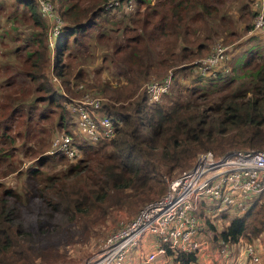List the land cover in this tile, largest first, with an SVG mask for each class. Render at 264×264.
<instances>
[{
  "label": "trees",
  "instance_id": "16d2710c",
  "mask_svg": "<svg viewBox=\"0 0 264 264\" xmlns=\"http://www.w3.org/2000/svg\"><path fill=\"white\" fill-rule=\"evenodd\" d=\"M103 1H62L58 9L65 21L54 37L52 62L57 76L69 75L67 62L79 49L85 50L91 40L108 43V51L97 67L108 68L104 61L109 54V70L123 81L112 84L98 80L97 73L95 83L109 100L102 106L111 114L115 134L108 141L92 143L84 138L75 141V133L67 127L68 109L65 107V113L56 102L59 93L44 68L42 42L44 39L46 44L47 19L39 13L36 1L0 0L2 45L8 33L9 40L16 41L7 50L13 56L11 62L2 52L1 65L8 63L10 75L0 76V84L6 79H19L21 84L3 91L0 104L6 112L0 111V162L17 148L22 156L34 157L23 169L17 163L7 167L24 174L18 187L0 181V264H30L34 254L44 256L33 246L26 224L38 230L45 224L58 226L61 221L82 217L86 234L89 224L104 220L112 209L133 212L138 204L161 194L165 188L162 175L190 166L198 150L210 149L218 155L231 147L264 144V45L249 47L237 72L229 68L225 73L204 77L201 84L197 82L203 77L197 74L188 84L173 78L169 89L154 101L146 99L143 89L138 93L141 82L151 75L201 54L217 36L235 35L236 30L224 24V18L227 23L230 18L220 9V0H133L134 9L129 11L106 8ZM239 4L238 11L245 8L251 18L255 10L249 0ZM19 7L29 13L31 24L40 27L34 35L20 40L12 32L19 30ZM110 10L120 11V15ZM251 26L252 19L245 23V28ZM259 31L262 28L251 35ZM29 40L41 45L30 48ZM80 70L72 74L75 79ZM110 100L119 102L123 109L110 112L114 106ZM53 126L59 128L55 131L71 135L80 151L75 160L67 161L62 153H43L50 145ZM12 128L13 133L9 131ZM31 201L34 214L28 223L22 212ZM201 206L202 201L197 214L212 229L211 239L218 246L236 242L245 230L254 235L264 229V202H251L218 230L211 219L202 216ZM139 242L153 246L151 235L142 236L132 258L145 254ZM165 254L173 264L196 260V252L167 248Z\"/></svg>",
  "mask_w": 264,
  "mask_h": 264
},
{
  "label": "built area",
  "instance_id": "2783aa9c",
  "mask_svg": "<svg viewBox=\"0 0 264 264\" xmlns=\"http://www.w3.org/2000/svg\"><path fill=\"white\" fill-rule=\"evenodd\" d=\"M35 1L39 13L47 19L46 43L51 46L63 21L50 0ZM103 5L123 11L134 8L133 0H105ZM249 5L255 12L248 30L262 28L264 31V0H249ZM230 49L229 43L214 42L207 53L192 61L194 74L204 78L227 72ZM51 79L57 81L53 74ZM172 80L170 69L158 78L153 75L146 78L142 83L146 99L158 100L169 89ZM89 93L91 91H82L66 104L75 128L72 131L81 134L87 142L108 141L115 134L111 114L104 110L101 96H90ZM72 140L68 132L54 131L44 153H62L67 161H73L80 151ZM162 179L165 183L163 192L145 201L131 218L120 220L81 264H127L128 258L129 264H149L158 254L166 255L167 248L182 253H197L202 245L198 235L203 223L197 214L201 201L202 216L209 219L215 216L225 218L229 214L228 209L231 211L230 219L255 200L264 202V144L259 147H234L218 155L210 149L197 151L190 166L174 174L165 173ZM146 235H151L152 248L142 258L130 259V247L135 251L138 239ZM255 242V238L244 241L236 260L239 264H263L260 247ZM221 248L225 249L224 246Z\"/></svg>",
  "mask_w": 264,
  "mask_h": 264
},
{
  "label": "rangeland",
  "instance_id": "374dc122",
  "mask_svg": "<svg viewBox=\"0 0 264 264\" xmlns=\"http://www.w3.org/2000/svg\"><path fill=\"white\" fill-rule=\"evenodd\" d=\"M51 4L53 6L54 11L61 17L62 21H65L63 16L60 14V11L58 9V6L60 7V4L63 0H50ZM103 0H100L102 3ZM150 2L154 0H149ZM243 1V0H242ZM105 2V0L103 1ZM241 0H220V2H217L220 9L222 11H225L228 13V16L230 18V22L227 23L226 17L224 18V24L228 29H235L236 33L234 36H226L222 37L217 36L214 38L211 42H209L207 49H204L201 54L195 55L191 58L185 59L178 63L175 66H168L166 67L163 72L159 75H153V77H160L162 76L167 69H170L173 72V78H177L182 83H191L193 80V74H194V67L192 66V61L201 55H204L209 51L210 46L216 42L220 41L223 43H229L231 44V57L228 61L229 68H231L232 71L237 72V66L240 65V62L244 59L245 55L247 54V49L251 46H263L264 45V31L260 33H256V35H251V33L254 31H249L247 28H245V23L248 21H251L252 17L249 18V14L245 11V8H242L238 11V7L240 6ZM239 4V6H238ZM114 9V8H113ZM134 9V8H133ZM132 9V10H133ZM118 10V9H117ZM114 11L110 10V12L115 13L116 15L120 11ZM21 15L17 14L18 17V23H19V30L12 31L15 33V36L13 37H19V40L22 38H25V36L28 35H34L33 31L36 29H40V27L36 24H31V20L29 18V13L25 12V10L22 7L18 8ZM239 14L243 15V18L239 17ZM3 17H0V20H3ZM249 19V20H248ZM104 27V26H103ZM45 31V30H44ZM108 32L110 34H113L112 29H109ZM9 33L5 38L7 39V42H5L4 45L2 43L4 42V39L0 38V76H9V71L6 69L7 64L1 65L4 61L2 59V52L4 51V56L9 55L7 50L16 42L15 40H9ZM46 36H47V28H46ZM30 41V40H29ZM14 42V43H13ZM56 39L54 38V41L52 42L51 46H49L47 43L44 44V39L42 42V49L44 54V68L46 69V72L48 74V77L50 81L53 83L52 85L55 87V89L58 91V97L56 98L57 103H61V107L63 108V111L66 113L65 107L68 101L71 99H75L79 96V94L82 91L88 90L91 91L89 93L90 96L98 95L101 96L102 103L108 102V98L100 89L99 86H97L96 82V74L98 73V80L99 79H106L110 83H116L119 84L123 81L121 77L116 79V75L113 76L111 71L109 70L110 64L108 62V59L110 58V55L107 54L104 63L108 64V68L104 67L103 69L101 67H97V65L100 63V58L104 52L108 51V43L107 42H96L91 40L89 44H87L85 50L81 48L79 51H77V55L74 57H71L69 59V62H67V66L70 68L69 75L63 74L62 76H57L53 70H52V62H53V56H54V50H55V43ZM29 47L32 48L35 45H41L40 43H36L35 45L31 44V41L28 43ZM34 48V47H33ZM9 61L10 59H13V56L9 55ZM187 65V66H186ZM177 67V68H176ZM78 68H81V74L80 76L75 79L72 74L76 72ZM99 68V71L97 70ZM229 70V69H228ZM55 75L57 78V81H53L51 79V75ZM97 80V81H98ZM146 80V79H145ZM143 80L138 88V93L142 91V83L145 81ZM15 81V82H14ZM14 81H10L9 79L5 80V83L0 84V103L4 100L3 99V91L7 89H11V87L18 88L20 84L19 79H15ZM205 81V78H201L197 83L201 84ZM14 82V83H13ZM12 83V84H11ZM196 83V84H197ZM78 84H81V86H78ZM111 101V100H110ZM114 106L110 107L111 111L115 108L123 109L122 106H118L119 102L111 101ZM124 103V102H123ZM1 109H4L6 112V108L0 104V111ZM58 109V106L57 108ZM3 113V111H2ZM57 115V114H56ZM67 115V114H66ZM72 116V115H71ZM70 119V118H69ZM67 117V127L70 130H74L75 128L72 125V122L70 123V120ZM51 120H56L54 117H51ZM72 121L74 123V118L72 116ZM53 124V123H52ZM15 128V126H13ZM51 133L49 136V139L53 132L57 129H59L57 126L51 127ZM11 133L14 132V129L9 130ZM75 133V141H80L83 137L78 132ZM17 140V139H16ZM7 144L4 142V145ZM15 144L18 145V142L15 141ZM263 145V144H262ZM15 147V146H14ZM234 148V147H231ZM230 148V149H231ZM243 148V147H239ZM206 150V149H201ZM198 150V151H201ZM11 155L8 154V156L4 159V161L0 162V181L3 183L8 184L9 186L18 187L20 183H22L24 179V174L22 173H15L14 170L9 171L6 170L7 167L10 165L17 163V167L23 169L26 165L32 164L34 157L33 156H22L19 152V149L17 150L12 149ZM44 153V151H43ZM18 162H17V161ZM8 164V165H7ZM183 168L174 169L168 174H174L178 172ZM22 172V171H21ZM165 174V173H164ZM4 184V185H6ZM36 200V197H34ZM147 201V200H146ZM145 202V201H144ZM140 203L137 206V209L133 212L129 213L127 210H124L123 208L119 209H112L105 217L104 220L99 222H93L89 224L88 231L86 234H84L82 225H83V219L82 217H78L76 219H70L61 221V224L56 226L55 224H45L42 228L37 230V227H32L31 225L28 226L26 224V229L29 231V234L31 238L34 240L32 241L33 246L38 247L40 251H43L44 256H40L37 254H34V256L31 257L30 264H81L91 253L94 251L100 241L103 239V237L114 227H116L119 223V221H124L129 218H131L135 212L139 209V207L144 203ZM229 214L221 219L219 216H215L212 218V224L214 225V229L218 230L222 227L223 224H225L229 219L230 216V209H228ZM34 214V206L33 202L31 201L29 205L23 206V212L22 217H26L28 223L31 222V219L33 218ZM24 215V216H23ZM24 225V224H23ZM260 234H250L249 231L245 230V233L240 236V238L233 243L225 242L223 245H216L214 241L211 239L212 229L208 227L207 224H203L202 231L203 235H206V237L212 242L213 246H215L214 255L218 259L219 252H223L224 254H228V258L224 257L222 258L223 262H234L237 260L236 254L240 250V248L243 246L244 241H251L255 238L256 242L255 244L260 247L259 251L264 257V229L261 230ZM244 236V237H243ZM143 240V239H142ZM259 245H258V244ZM141 244V242H139ZM147 245V246H145ZM148 244H141L139 245V248L142 250V253L144 254L146 250L149 248ZM32 246V247H33ZM145 246V247H144ZM224 246V250L221 248ZM220 247V249H219ZM135 251L137 252V246L134 247ZM135 251H132V247H130V259L133 257V253ZM227 252V253H226ZM235 253V254H233ZM160 255V254H158ZM158 256L151 262H148L149 264H156L157 261H160ZM169 259V257H168ZM230 259V261H228ZM233 259V260H232ZM203 260L201 257L200 259L195 260L194 262H191L192 264H201L199 262ZM129 264V258L126 260ZM173 264L175 262L167 261L165 264ZM146 264V263H144Z\"/></svg>",
  "mask_w": 264,
  "mask_h": 264
},
{
  "label": "crops",
  "instance_id": "0c3cea01",
  "mask_svg": "<svg viewBox=\"0 0 264 264\" xmlns=\"http://www.w3.org/2000/svg\"><path fill=\"white\" fill-rule=\"evenodd\" d=\"M198 237L201 239L202 245L196 253V261H197V259H200L202 257L203 260L202 261L199 260V262H201V264H233L235 262V261L234 262H223L222 258H224V257L228 258V254L226 256V254H224L223 252H219L220 257L217 259L216 256L214 255L215 246H213L212 242L206 237V235H203V232H201L198 235ZM151 247L152 246L149 245V250L151 249ZM219 249H220V247H219ZM238 253H239V251H238ZM238 253L236 254L237 258H239V256H240ZM233 254H235V253H233ZM157 256L160 259V261H157L156 264H165L167 261H169L168 255L160 254ZM261 259H262V263L264 264V257L262 256V254H261ZM228 261H230V259ZM190 264H192V263H190ZM237 264H239V263H237Z\"/></svg>",
  "mask_w": 264,
  "mask_h": 264
}]
</instances>
